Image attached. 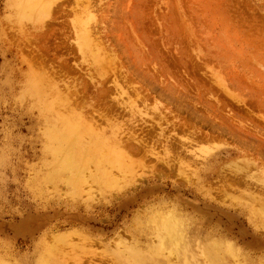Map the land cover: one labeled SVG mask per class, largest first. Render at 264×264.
I'll use <instances>...</instances> for the list:
<instances>
[{
    "label": "rangeland",
    "instance_id": "374dc122",
    "mask_svg": "<svg viewBox=\"0 0 264 264\" xmlns=\"http://www.w3.org/2000/svg\"><path fill=\"white\" fill-rule=\"evenodd\" d=\"M0 264H264V0H0Z\"/></svg>",
    "mask_w": 264,
    "mask_h": 264
},
{
    "label": "bare ground",
    "instance_id": "6f19581e",
    "mask_svg": "<svg viewBox=\"0 0 264 264\" xmlns=\"http://www.w3.org/2000/svg\"><path fill=\"white\" fill-rule=\"evenodd\" d=\"M89 5H91V4H89ZM92 11H93V10H92ZM83 33H84V32H83ZM89 36H90V35H89ZM89 36H87V37H89ZM85 38H86V34H85L84 37H83L84 46H86V43H88V42H87V39H85ZM81 46H82V45H79V47H81ZM94 47H95V46H94ZM89 49H90V48H89ZM44 68H45V67H44ZM36 77H37V76H36ZM36 77H35V78H36ZM36 79H37V82H36V83L39 84V80H41V78H36ZM39 85H40V84H39ZM40 86H41V85H40ZM62 93H63V92H62ZM69 98H70V96H69ZM61 102H62V100H61ZM68 102H70V101H68ZM73 102H74V101H73ZM68 104H69V103H68ZM70 104H71V103H70ZM63 106H64V104H63ZM68 106H69V105H68ZM68 106H67V107H68ZM76 106H77V105H76ZM75 115H76V114H75ZM82 117H83V116H82ZM73 119H78V120H80L81 117H80V116L78 117V116H74V115H73ZM73 130H74V129H73ZM56 135H57V134H56ZM58 135H59V134H58ZM60 135H61V133H60ZM69 135H70V134H69ZM69 137H70V136H69ZM71 139H72V137H71ZM64 141H65V140H64ZM74 143H75V142H74ZM71 144H72V143H71ZM75 145H76V144H75ZM74 147H75V146H74ZM74 147H73V148H74ZM76 147H77V146H76ZM78 149H79V148H78ZM76 150H77V149H76ZM70 151H71V150H70ZM73 152H75V151H73ZM76 152H77V151H76ZM79 153H80V152H79ZM63 240H64V239L61 238V237L56 239L57 242H60V241H63ZM175 243H176V242H175Z\"/></svg>",
    "mask_w": 264,
    "mask_h": 264
}]
</instances>
